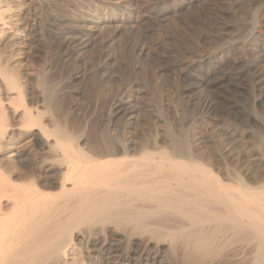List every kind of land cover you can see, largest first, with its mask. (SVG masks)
Wrapping results in <instances>:
<instances>
[{
	"label": "bare ground",
	"instance_id": "obj_1",
	"mask_svg": "<svg viewBox=\"0 0 264 264\" xmlns=\"http://www.w3.org/2000/svg\"><path fill=\"white\" fill-rule=\"evenodd\" d=\"M84 1L47 27L27 0H0V264H264L263 147L245 152L252 167L243 169L213 162L189 137L149 148L105 131L96 138L88 121L76 127L73 92L36 63L47 28L56 22L47 35L62 38L66 56H82L139 16L133 2ZM240 45L251 68L264 63V30ZM120 99L107 119L128 110Z\"/></svg>",
	"mask_w": 264,
	"mask_h": 264
},
{
	"label": "rangeland",
	"instance_id": "obj_2",
	"mask_svg": "<svg viewBox=\"0 0 264 264\" xmlns=\"http://www.w3.org/2000/svg\"><path fill=\"white\" fill-rule=\"evenodd\" d=\"M81 1L27 0V3L35 6L32 9L37 18L42 13L38 20L49 27L54 16L66 13L64 7L72 8ZM125 1H112L111 7L115 8L118 2L120 6L133 2L132 8L139 15L133 25L130 23L135 27L129 29L127 24L119 31L111 26L116 33L106 32L99 40L100 47L94 45L82 56H66L62 38L53 40L47 35L56 32V22L47 28L50 31L37 46L42 60L36 63H46L53 70L50 82L73 92L76 127L80 129L88 121L96 138L99 131H105L109 139L123 137L125 141L139 142L136 144L139 147L148 144L149 148H153L156 139L160 147H169L174 141L189 137L197 148L212 156L213 162L235 165L239 161L237 164L244 165L243 169L251 168L245 152L264 148V63L251 68L240 43L251 33L264 30L260 26L264 0H193L189 5V0H178L179 10L163 16L155 13L171 9L176 0ZM84 3L92 7L97 1ZM101 5L104 12L105 6ZM57 7H62L60 12ZM105 11L120 17L110 7ZM66 41L72 45L69 39ZM142 50L147 51L146 55ZM69 74L79 77L67 82ZM118 97L122 101L119 105L128 106V110L107 119ZM135 101L137 107H131Z\"/></svg>",
	"mask_w": 264,
	"mask_h": 264
}]
</instances>
